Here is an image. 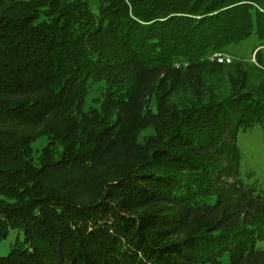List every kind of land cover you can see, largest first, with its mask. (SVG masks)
<instances>
[{
    "label": "trees",
    "instance_id": "16d2710c",
    "mask_svg": "<svg viewBox=\"0 0 264 264\" xmlns=\"http://www.w3.org/2000/svg\"><path fill=\"white\" fill-rule=\"evenodd\" d=\"M253 36L264 0H0V264H264V75L209 59Z\"/></svg>",
    "mask_w": 264,
    "mask_h": 264
},
{
    "label": "rangeland",
    "instance_id": "374dc122",
    "mask_svg": "<svg viewBox=\"0 0 264 264\" xmlns=\"http://www.w3.org/2000/svg\"><path fill=\"white\" fill-rule=\"evenodd\" d=\"M224 53L232 57L236 63H240L249 73H263L264 75V46L255 36L239 44L226 47ZM218 84L220 93L223 96L227 95L228 78L225 75L221 76ZM237 148L240 153V172L245 183L256 186L264 194V131L261 126L256 125L251 130L239 132ZM16 237L17 233L11 232L7 238L0 241V257L7 256Z\"/></svg>",
    "mask_w": 264,
    "mask_h": 264
},
{
    "label": "built area",
    "instance_id": "2783aa9c",
    "mask_svg": "<svg viewBox=\"0 0 264 264\" xmlns=\"http://www.w3.org/2000/svg\"><path fill=\"white\" fill-rule=\"evenodd\" d=\"M210 60H214L217 61L219 64H221L222 62H227V61H234V59L230 56H226V55H220L218 58H209Z\"/></svg>",
    "mask_w": 264,
    "mask_h": 264
},
{
    "label": "bare ground",
    "instance_id": "6f19581e",
    "mask_svg": "<svg viewBox=\"0 0 264 264\" xmlns=\"http://www.w3.org/2000/svg\"><path fill=\"white\" fill-rule=\"evenodd\" d=\"M220 55H226V56H229L227 54H225L224 52H218V53H215L211 56V58H218ZM211 62H215V63H218L217 61H214V60H210ZM235 61H227V62H222L220 65H231L233 64ZM219 64V63H218Z\"/></svg>",
    "mask_w": 264,
    "mask_h": 264
}]
</instances>
